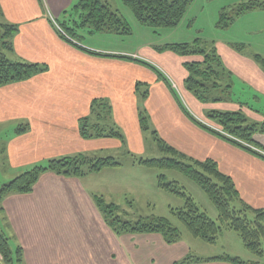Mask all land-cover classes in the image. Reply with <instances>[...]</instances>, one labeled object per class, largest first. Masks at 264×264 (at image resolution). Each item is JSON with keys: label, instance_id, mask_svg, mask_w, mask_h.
<instances>
[{"label": "crops", "instance_id": "obj_1", "mask_svg": "<svg viewBox=\"0 0 264 264\" xmlns=\"http://www.w3.org/2000/svg\"><path fill=\"white\" fill-rule=\"evenodd\" d=\"M73 1L0 0V22L18 26L9 58L46 69L30 80L0 88V129L14 127L0 148V188L37 164L46 166L50 160L78 154L102 157L108 150L121 149L119 139L86 138L81 133V120L91 118L92 102L102 100L109 113L107 125L116 126L125 138L126 156L146 153L139 117V111L145 110L149 123L172 147L201 161H216L233 179L241 199L264 209V159L196 125L151 69L133 60L93 56L64 40L56 20ZM132 57L148 58L140 54ZM169 59L175 63L151 60L181 78L179 82L186 90L187 74L181 60ZM258 66L251 64L264 91V71ZM241 72L248 75L243 69ZM145 81L154 86L149 97L141 101L142 90L135 87ZM187 97L185 106L190 113L211 125L201 104L193 96ZM24 127L26 131L16 133ZM257 140L264 146V135H258ZM128 169L147 172L134 161L127 168L122 164L80 178L46 172L33 192L8 195L0 203V222L13 248H22L20 264H182L191 252L185 241L168 244L157 233H128L109 225L97 197L121 210L123 206L114 202L116 194L111 192L122 190L121 194L127 195L118 178ZM128 205L133 208V201Z\"/></svg>", "mask_w": 264, "mask_h": 264}, {"label": "trees", "instance_id": "obj_2", "mask_svg": "<svg viewBox=\"0 0 264 264\" xmlns=\"http://www.w3.org/2000/svg\"><path fill=\"white\" fill-rule=\"evenodd\" d=\"M124 5L129 7L135 14L140 23L151 27H176L188 12L190 5L194 0H122ZM79 11L81 22L72 20L69 25L72 27L60 26L61 37L78 48L84 53L117 59L133 60L140 65L151 69L159 79H163L171 88V93L174 95L168 79L163 73L153 64L138 58H133L124 55L103 54L92 51L84 47L77 34L78 28H87L89 33H100L102 31L114 30L121 32V28L126 24L122 19L111 10L110 4L105 0H79L76 5ZM248 10H264V2L253 1L249 4H244L236 12L237 16ZM67 11L64 12L66 14ZM225 15H223V19ZM226 26V22L221 20ZM67 24V22H66ZM125 30V28H124ZM18 32V26L9 23L0 22V88L18 82H23L32 79L33 77L46 71L45 66L31 62L15 61L9 58L8 51L13 49V39ZM244 48L243 46H239ZM173 50H183L190 61H187L184 66L188 71V76L185 79V87L193 94L195 100L199 102L205 101L201 98L198 87H203L199 80L194 78L193 74L203 75V68L209 67L213 72L212 63L214 56H209L204 49L193 50L189 44H181L172 47ZM258 56V55H257ZM260 57V56H258ZM264 61V60H263ZM264 67V64L261 67ZM262 67V68H263ZM264 70V68H263ZM144 83L139 82L135 89L139 90V86ZM150 90H146L142 98H147ZM180 106V102L176 100ZM200 103V102H199ZM205 103V102H202ZM105 103L102 100H94L91 105V118L87 117L81 120V133L86 138H116L121 140L123 146H126L125 138L118 131L116 126L107 125V116L109 113L104 109ZM185 115L192 120L196 125L210 132L211 134L239 147L246 151L256 154L264 159V148L257 142V134H264V129L260 132L254 126L244 127L247 121L245 116L238 111H219L214 110L209 112L208 116L211 125L205 124L198 120L194 115L180 106ZM93 116L96 120H93ZM140 124L143 131L150 129L149 118L146 111H139ZM92 120V121H91ZM27 130V127L19 128L17 134ZM155 142L164 153L170 157L145 159L134 157V163L150 169H160L164 171H177L185 177L196 183L209 197L215 205L221 224L211 219L207 213L200 210L195 201L188 195L184 188L180 186L176 180L167 181L165 174L158 177V186L161 190L168 193H173L185 199V204L182 208L174 209L171 212L184 225L185 229L195 238L202 239L209 244H215L219 235L223 231V224L234 230L241 237L244 246L251 253L255 254L259 259H264V209H256L253 206L245 203L241 199L233 179L223 173L218 166V163L212 159L204 161L195 159L187 154L172 147L159 133L154 130L152 132ZM252 146V147H250ZM127 154H129L127 152ZM122 166L115 157H87V155L78 154L75 156H67L58 159L50 160L46 166L37 164L32 169L27 170L17 176L15 179L0 188V203L12 193L28 194L33 192L35 185L40 177L46 172H53L66 177H83L90 173L100 172L103 169ZM97 202L103 213L106 215L109 225L115 230H120L128 233H157L163 236L168 244H175L181 241L182 233L178 227H175L172 222L162 216L151 215L141 217L139 221L124 220L118 215L119 207L115 204H107L101 196L97 197ZM235 204V206H233ZM8 234L4 231L0 222V264H20L22 262V248H17L15 251L11 246V241ZM218 261L231 264H262L261 262L244 261L239 257L225 255L217 258L194 259L186 257L182 264L192 263H207Z\"/></svg>", "mask_w": 264, "mask_h": 264}, {"label": "rangeland", "instance_id": "obj_3", "mask_svg": "<svg viewBox=\"0 0 264 264\" xmlns=\"http://www.w3.org/2000/svg\"><path fill=\"white\" fill-rule=\"evenodd\" d=\"M105 1L110 4L111 10L122 19L126 26L121 28V32L107 30L94 34L89 33L90 30L87 28H78L77 34L82 36L80 40L84 47L103 54H123L129 57H135L140 54L148 57L142 60L155 65L163 73L174 90L173 98L179 101L182 109L184 108L186 111L185 103H189L187 94L193 96L194 93L192 94L187 90L185 82L184 88L186 90H183L179 82L181 78L179 80L167 67H158L157 63L160 62L157 60L152 62L151 59H160L164 63H175L169 59L175 57L177 60H181V66L183 64L181 68H184L185 75L187 74L188 76L189 73L184 64L190 59L183 54V50L175 51L172 47L189 44L193 50L204 49L205 53L209 56H214L215 59L213 58L212 63L213 72H211L209 67H205L202 70L205 74H193L197 82L201 80L200 83L205 86V88L198 87L200 97L205 99V101L199 100L200 103L196 100L201 104L200 108L206 111V116L214 110L238 111L247 119L244 127L256 125L259 132L264 129V91L258 86L257 80L261 79L260 76L251 68V64L260 65L258 67L264 71V67H261L264 64V10H248L239 16L236 14L238 9L244 4H249L253 1L264 2V0H194L185 17L173 28L143 25L132 10L124 5L122 0ZM78 3L79 0H74L66 14L57 18V24L71 27L68 23L69 21H73L71 25L76 21L81 22L79 11L76 8ZM223 15H225L224 19ZM221 20L226 22V26ZM226 48L231 49L236 54L223 50ZM226 55L229 58L228 64L225 59ZM242 69L248 75H244L241 72ZM170 74L173 79L169 76ZM161 82L167 90H171L163 79H160L158 83L161 84ZM153 86L154 84L148 81L139 86V90H142L140 92L141 101L146 90H153ZM184 97H186L187 102ZM188 108L190 107L188 106ZM93 120H96L95 116H93ZM13 128H9V130L0 129V148L6 135ZM154 130H156L155 125L151 123L150 129L144 131L146 153L142 156H136V159L141 157L145 159L170 157L169 154L159 149L152 135ZM257 142L260 144L258 140ZM124 151L125 146H122L121 149L108 150L102 157H115L118 162L123 164V167L127 168L133 163L134 158L126 156ZM146 170V173H143V171L134 173L128 169L126 174L118 178L124 185L123 190H126L127 195H122V190L120 192H111V194H116L113 198L114 202L123 206L118 215L123 217L124 220L128 221L130 219L135 222L139 221L141 217L151 215L168 218L175 227L181 230V240L185 241L191 248L188 257H193L194 259L230 255L239 257L244 261H257L264 264V259H259L255 254L247 250L239 234L228 228L226 224H223V231L215 244H209L202 239L193 237L171 212L172 208H182L185 204V199L158 188V177L161 174H165L167 181H178L184 191L193 198L200 210L221 224L219 213L213 202L196 183L177 171L150 168H146ZM131 201L134 204L133 208L128 205ZM126 211H128V215ZM11 245L13 248L14 245ZM13 250L15 249L13 248Z\"/></svg>", "mask_w": 264, "mask_h": 264}]
</instances>
